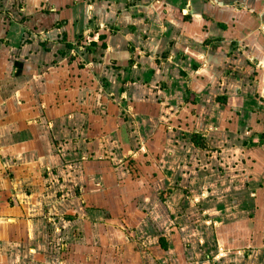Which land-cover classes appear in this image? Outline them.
<instances>
[{
    "label": "crops",
    "instance_id": "crops-1",
    "mask_svg": "<svg viewBox=\"0 0 264 264\" xmlns=\"http://www.w3.org/2000/svg\"><path fill=\"white\" fill-rule=\"evenodd\" d=\"M193 169L242 194L236 209L205 206L209 264H264V0H0V264L12 243L48 260L58 223L63 237L104 221L112 236L123 180L145 195L146 179ZM154 203L161 254L169 209Z\"/></svg>",
    "mask_w": 264,
    "mask_h": 264
},
{
    "label": "rangeland",
    "instance_id": "rangeland-1",
    "mask_svg": "<svg viewBox=\"0 0 264 264\" xmlns=\"http://www.w3.org/2000/svg\"><path fill=\"white\" fill-rule=\"evenodd\" d=\"M232 117L234 120H230L231 125L237 122L236 116ZM213 129L214 127H212V129H210L209 131ZM185 131H181L178 134L176 133L178 131H174L176 135H174L173 132L169 133L166 131L162 134V137L164 139L170 138L171 140L174 139V136L176 139H179V137L186 138L188 131ZM230 137L231 139L233 137V140H236V138L243 139V136L237 135V133L234 132L233 136H229V141ZM212 138L213 140H216V138L222 139L221 143L218 146L223 145L225 140V137H223L220 133L215 134ZM231 143L232 142H227L225 144L226 146H228ZM214 144H216V142H214ZM221 147L224 146L217 147V149L207 148L208 151L205 150L203 154L204 158L206 157L208 159L209 157H211V159H213L214 157H217V155L219 154L215 153H222L223 149H221ZM250 154L252 155L251 152ZM121 161L124 162L126 161V159H121ZM208 161H210V158ZM130 164L133 163L130 162ZM198 164L200 165V163ZM228 167L229 166H227L226 168ZM226 168L220 169L225 171ZM139 171H141L142 176H145V174H147L148 172L147 171L146 173H144L142 170ZM186 174L188 175H186L184 178L177 177L176 175H169L166 180H163L160 177L157 178V176L152 179H146V181L150 182L149 185H151V187L152 185H154L155 190H153V188H150L145 195H143V191L141 193L140 190L138 193L134 192L135 194H133V186H129L131 185L129 183L130 181L127 179L123 180L122 184L125 186L123 191L124 196L122 195L121 198L117 200L114 210L116 208L119 209L120 207V209H123L124 206L125 211H120V209H117L111 212V216L113 217L112 220L114 221L113 224L116 226V228L114 229V234L112 236L108 234L110 232V229L107 227L106 223H103L104 221H102V227L97 226L96 228H93L88 224H85V228H80V232L76 231L74 234L72 233V230L74 228H72L70 229L71 231L69 230L70 232L63 234V238L60 230L58 233L57 229H59L60 226L58 223L57 226L55 225L56 227L47 229L51 232L52 237H56V240H54V238L49 239L50 243L54 244L52 245V248L50 246L48 247L49 250L47 248V256L49 255L48 260L46 258V260L33 259V256L35 255V244L30 245L29 242H26L25 244L22 243L21 245L14 244L13 246L12 243V245L7 246L5 255L3 254V259L1 258V263L195 264L194 262H196V264H209L210 259H207L206 256L209 255L211 257L212 251L211 248L208 249L206 247V235H204L203 239L199 238L201 233L205 234V229L202 228L200 224L211 223V214L206 211L205 206H217L224 204V207L236 209L234 207L238 206V198H242V194H237L236 192L235 195L226 194L229 188L228 184H230L231 181H226L225 177L221 174L208 177L207 182H204V179L206 178L201 179L199 178V175L196 176L197 174H194V169L192 170V173L188 171ZM142 181L143 179L140 180V187L144 185L142 184ZM241 182H243V180H235L236 185H240ZM157 186H161L164 189L158 191V189H156ZM199 188H201L202 190L206 189V191L208 192H206L205 195H199L196 193L198 190H200ZM221 193H224V196H222ZM131 194H133L134 196L131 197ZM157 198H159V202H163V204L165 205H163L164 207L170 210L169 211L167 209H164L168 212L164 213L163 207L160 205L158 206L160 213L163 214V217L160 220V223L163 225V229L160 230L161 234L158 235L160 237H165L166 239V244L162 243L161 245V254H158V246L156 247L155 245L157 240L160 238H157V234L154 236L150 235L149 229L147 228L148 226L146 219L147 217L152 215L155 204L154 201ZM132 210L139 213L134 215ZM223 214H225V212ZM230 214L233 215V217L237 216V212H234L232 210L230 211ZM106 216V218H108L110 216V213H107ZM189 217L191 218L190 221L188 220ZM65 218L70 219V221L73 222L74 216L65 215ZM141 218L142 220H139ZM55 222L57 223L58 220H56ZM164 223H166V225ZM195 224L199 225V228H194ZM184 232H198V235L197 238L184 240ZM43 233V236L47 238V233L44 231ZM22 235H25V233H22ZM58 240L63 242V246H66L64 248V251L58 250V247L62 246L61 243L57 244ZM31 248L33 249L31 250ZM38 253L40 252L38 251ZM61 253L63 254L61 255ZM219 258L220 256L215 255L212 260V264H216V259Z\"/></svg>",
    "mask_w": 264,
    "mask_h": 264
},
{
    "label": "trees",
    "instance_id": "trees-1",
    "mask_svg": "<svg viewBox=\"0 0 264 264\" xmlns=\"http://www.w3.org/2000/svg\"><path fill=\"white\" fill-rule=\"evenodd\" d=\"M194 138H195V140H196L195 142L197 143V145H199L200 147H205V146H206V145L204 144V142L201 141L200 138H198L197 135H196ZM198 139H199L200 141H199Z\"/></svg>",
    "mask_w": 264,
    "mask_h": 264
}]
</instances>
